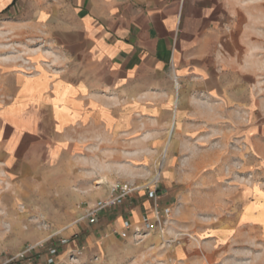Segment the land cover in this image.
Segmentation results:
<instances>
[{
	"label": "rangeland",
	"instance_id": "rangeland-1",
	"mask_svg": "<svg viewBox=\"0 0 264 264\" xmlns=\"http://www.w3.org/2000/svg\"><path fill=\"white\" fill-rule=\"evenodd\" d=\"M45 1L0 0L2 116L5 105L18 101L22 77L50 69L55 61L57 51L48 39L52 30L40 21L46 16H38ZM203 10L194 8L188 17L187 26L199 38L213 28V14L205 10L202 18ZM251 10L259 15V9ZM238 12L236 23H225L222 16L221 30L236 36L231 49L224 39L220 48L222 61L232 56L238 71L249 73L238 79L253 91L249 113L224 102L213 109L205 102L196 109L205 118L187 121L184 132L175 121L164 157L168 128L140 145L108 136L102 152L78 151L72 153L77 160H46L31 169L32 175L23 171L20 151L13 160L0 157V264H15L27 247L55 245L58 239L72 247L60 264H162L165 249L168 264H264V15L252 17L241 8ZM199 38L194 43L203 41ZM204 42L212 51L213 40ZM14 133L12 126L1 123L0 149L20 150V136L13 140ZM115 182L138 186L127 197H148L152 210L157 200L149 191L155 190L156 199L162 191L159 218L150 216L155 229L143 227L139 234L121 237L114 233L119 226H113L85 249L78 237L87 220L79 218L86 208L106 199ZM83 191L87 198L81 197ZM141 220L135 223L142 226ZM111 237L120 241L118 247L110 248Z\"/></svg>",
	"mask_w": 264,
	"mask_h": 264
},
{
	"label": "crops",
	"instance_id": "crops-1",
	"mask_svg": "<svg viewBox=\"0 0 264 264\" xmlns=\"http://www.w3.org/2000/svg\"><path fill=\"white\" fill-rule=\"evenodd\" d=\"M208 1L211 4L204 6L198 0L42 3L38 16L45 15L40 21L50 25L48 39L57 51L56 58L50 69L24 75L18 101L5 105L0 128L3 123L15 129L12 139L20 136V150L1 148L0 157L13 160L20 151L21 167L32 175L31 169L46 160L60 162L71 156L77 160L72 153L102 152L108 136H116V142L126 138L135 145L148 143L170 129L173 118L184 132L189 127L187 121L205 118L196 110L205 102L212 103L213 109L224 102L249 113L253 91L238 80L249 73L238 71L232 56L222 61L221 39L231 49L236 35L231 30L222 31L221 20L223 16L225 23H236L239 8L243 14L262 17L264 2L238 5L237 0ZM194 8L204 9L202 18L205 10L213 14L212 31L200 36L203 41L198 43H194L198 34L187 26ZM251 8L259 9V15ZM210 39L212 51L204 42ZM189 106L192 111L187 110ZM85 193L81 197L87 198ZM162 194L160 191L156 199L159 204H164ZM150 202L142 195L126 197L99 211L95 223L87 221L78 238H83L86 249L102 232L120 227L126 219L135 223L153 216ZM60 241L55 243L59 263L72 250L70 244ZM119 242L111 237L110 248L114 244L118 247ZM37 244L15 264H47V248L53 244ZM163 252L160 263L168 264V249Z\"/></svg>",
	"mask_w": 264,
	"mask_h": 264
},
{
	"label": "built area",
	"instance_id": "built-area-1",
	"mask_svg": "<svg viewBox=\"0 0 264 264\" xmlns=\"http://www.w3.org/2000/svg\"><path fill=\"white\" fill-rule=\"evenodd\" d=\"M138 186L134 187L128 183L124 182H115L111 185L109 189V196L98 202L96 205L90 206L84 210L81 217L79 219H86L89 223H94L97 220L98 212L102 209L116 205L122 202L123 199H125L129 194L137 190ZM149 196L154 198V201L156 200V192L155 190L149 191ZM153 217L155 220H158L159 218V208L157 202L154 203L153 207ZM142 226L138 225V223H134L129 220H124L122 225L118 228L114 229V233H117L121 237H127L129 235V232L133 231V234H139L141 228L144 230L147 229L148 231L154 230L156 224L152 222V219L150 217L144 216L141 220ZM61 243H65L66 239H61ZM33 246L27 247L20 255L22 256L24 253H26L28 250H31ZM82 249H77L76 254H80L82 252ZM57 247L55 245L49 246L47 248V264H60L59 260L56 258L57 254ZM71 258L73 256H70ZM73 259V258H72Z\"/></svg>",
	"mask_w": 264,
	"mask_h": 264
},
{
	"label": "bare ground",
	"instance_id": "bare-ground-1",
	"mask_svg": "<svg viewBox=\"0 0 264 264\" xmlns=\"http://www.w3.org/2000/svg\"><path fill=\"white\" fill-rule=\"evenodd\" d=\"M178 81V80H177ZM177 84V83H176ZM175 86V85H174ZM178 87V86H177ZM178 99V98H177ZM178 102V101H177ZM174 128H175V119L173 118V121H171V125H170V129L167 132V138H166V142L163 146V157L166 154L168 148H169V144L171 142V138L174 134ZM159 174V173H157ZM155 178V177H154ZM152 180V179H151ZM153 181V180H152Z\"/></svg>",
	"mask_w": 264,
	"mask_h": 264
}]
</instances>
